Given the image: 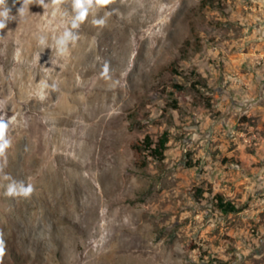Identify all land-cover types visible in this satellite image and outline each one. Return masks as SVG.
Listing matches in <instances>:
<instances>
[{
	"label": "rangeland",
	"instance_id": "374dc122",
	"mask_svg": "<svg viewBox=\"0 0 264 264\" xmlns=\"http://www.w3.org/2000/svg\"><path fill=\"white\" fill-rule=\"evenodd\" d=\"M20 6L7 0L15 20L0 32V113L15 117L7 138L26 145L37 134L27 124L54 123L57 111H67L81 146L80 157L67 154L80 158L88 184L85 210L70 225L76 242L65 244L46 209L0 188V264H128L118 259L125 248L153 264H264V0H165L138 31L129 28L130 51L73 72L84 89L42 90L45 79L35 78L28 94L22 85L31 80L21 77L36 54L27 49L34 39L28 34L38 42L40 29H64L66 21L54 19L51 5H32L23 17ZM101 8L102 15L123 12ZM73 46L63 56L42 52V73L73 68ZM104 61L110 80L101 76ZM163 132L162 161L135 150L145 136L155 142ZM23 177L27 184L33 176ZM215 194L239 211L222 213ZM34 213L43 229L30 227Z\"/></svg>",
	"mask_w": 264,
	"mask_h": 264
},
{
	"label": "bare ground",
	"instance_id": "6f19581e",
	"mask_svg": "<svg viewBox=\"0 0 264 264\" xmlns=\"http://www.w3.org/2000/svg\"><path fill=\"white\" fill-rule=\"evenodd\" d=\"M164 1L165 0H114V2L109 5V7L114 10H122L123 12L122 14L116 12V14L112 16L113 13L109 10L111 15L105 17L106 25L104 27H99L92 23L93 19L105 16V13L102 15V8L90 11L87 19L80 25L78 29L74 30L78 33L79 37L72 47V50L76 52L74 67L62 70L59 76H54L51 73H42L39 65V61L43 60L44 58L42 52L48 51L49 53H52L54 48H52V50H49L41 47L35 40V33H33V35L32 33H29L28 35L30 37H33L34 39L30 40L27 49L30 52L34 51L36 54L35 59L33 60L32 69L24 71V76L21 77L23 81L31 80L28 85L26 83H24L26 85H22L23 92H26V94H28L33 92L37 88L38 85L34 82L35 78H43L47 80L49 84L55 81L58 85V90L53 92L56 93L60 89H64L68 92L84 89V83L82 81H76L73 77V72L76 71V73L78 74L83 72V65L85 64L86 66L87 64V68L85 67L86 69H84L85 74V71H93V68L100 64V57L104 56V60H108L110 62V60H113L114 52L118 50H121L123 52L130 51V49L132 48L131 40L133 34L132 31L129 30V28L138 31L140 27H142L145 23H148L147 19L149 18V16H152V14L157 12L162 2ZM69 4L71 5V0L69 1ZM64 13H67V15H64ZM71 16L72 8L68 7V4H63L54 12V19L62 17L64 21H66V27L70 26L69 20L71 19ZM48 28H42V30L40 29L41 31L39 30V32L36 33V36L45 35L48 39V44L50 42L53 43L55 34L58 33L57 31H62L65 29L61 27H55L54 29ZM85 32L90 33L93 37L88 36ZM37 53H40V55H37ZM104 63L106 62L104 61ZM18 65L21 64L18 63ZM57 67L59 68V66ZM62 76L63 79H60V77ZM49 90L52 91L51 89ZM35 95H30L27 98L29 99L28 101L36 102L37 100H39V98ZM42 100H45V98L42 97ZM50 110L55 111L53 105L50 106ZM52 111L50 112L51 114ZM71 116L73 115H71L67 111H57V115L55 117L56 121H54V123H52V121L39 124L33 121L29 123L30 125L27 124L28 130L34 129L35 133L37 132L35 139H31L29 142H27L26 145H22V143L20 144L18 140L17 144H12L11 147L7 150V167L4 169L6 173H12V177L16 180H23L24 175L32 173L33 177L30 181H28L27 184H32L35 190L29 198H25V202L30 204L35 210L44 208L46 209V211H48L47 214L51 215L57 223L56 229L60 233V239L64 244L68 240H70L71 242H76V238L70 230V225L76 226L74 223L76 216L80 212H83L85 210V205L81 194H83L82 192H84L83 190L85 185L88 184V180L83 176V163L82 161H80V158L75 160L70 158L67 154V151L73 149L77 152L78 157H80L79 153L81 152V146L76 143L77 135L68 129V126H70V124L72 123ZM21 127L22 124L14 125L12 126L11 130L14 132L20 130ZM16 156L21 157L20 162L14 161V158ZM0 188L4 189L3 186H0ZM30 218L31 221L29 223L31 228H37L36 230L44 228L45 224L41 219L40 221L37 220L36 213L32 214V217L30 215ZM61 221L63 223H60ZM83 229L85 228H82V230ZM122 250V253L126 255H120L118 259L124 257V259L128 261V264H153L146 258L139 260L138 258L141 257V254H136L131 248H125ZM96 251L98 252L99 248H97ZM113 254L114 253H112V255ZM112 260H115V258H112Z\"/></svg>",
	"mask_w": 264,
	"mask_h": 264
},
{
	"label": "clouds",
	"instance_id": "9594fccd",
	"mask_svg": "<svg viewBox=\"0 0 264 264\" xmlns=\"http://www.w3.org/2000/svg\"><path fill=\"white\" fill-rule=\"evenodd\" d=\"M19 2L18 14L23 17L26 12H30V6L39 5L46 10L50 5L56 9H59L66 0H13V5ZM114 0H71L72 16L69 20V27H66L62 34L58 35L53 44H48V39L45 35L38 37V44L45 49H55L57 56H63L69 50V45L74 44L78 40V33L74 30L78 29L80 25L87 19L90 11H94L101 7H106L112 4ZM11 9L7 7V0H0V32H2L7 24L15 20V16L10 15ZM67 15V13H64ZM111 15L110 12L105 13L104 17L93 19L92 23L99 27L106 25V16ZM3 35H0V39ZM47 70V69H46ZM102 78L110 80L109 65L106 62L101 72ZM40 88L42 90L51 89L52 91L58 90V85L55 81L49 84L47 80L40 82ZM15 117H7L6 112L0 113V181L6 183L0 185L4 187V195L10 198H29L34 192V186L32 184H25L22 180H16L9 174L4 172L7 167V150L11 147L12 141L7 138L10 120H14ZM4 252V240L3 234L0 233V257Z\"/></svg>",
	"mask_w": 264,
	"mask_h": 264
},
{
	"label": "trees",
	"instance_id": "16d2710c",
	"mask_svg": "<svg viewBox=\"0 0 264 264\" xmlns=\"http://www.w3.org/2000/svg\"><path fill=\"white\" fill-rule=\"evenodd\" d=\"M168 141L167 133L163 132L154 142L150 139L149 136H145L140 142L135 146L137 152L144 151L148 157H151L153 160L162 161L164 159V152L166 150V144ZM200 193V189H197ZM216 207L225 214L236 213L239 211L234 204L231 202L224 201L223 198L215 194L214 195Z\"/></svg>",
	"mask_w": 264,
	"mask_h": 264
}]
</instances>
